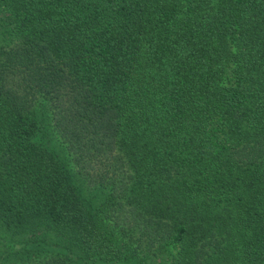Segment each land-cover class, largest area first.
<instances>
[{"label":"trees","instance_id":"trees-1","mask_svg":"<svg viewBox=\"0 0 264 264\" xmlns=\"http://www.w3.org/2000/svg\"><path fill=\"white\" fill-rule=\"evenodd\" d=\"M0 264H264V0H0Z\"/></svg>","mask_w":264,"mask_h":264}]
</instances>
